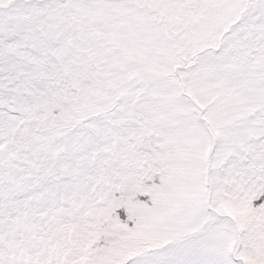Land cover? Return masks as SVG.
Masks as SVG:
<instances>
[{"label": "snow or ice", "instance_id": "snow-or-ice-1", "mask_svg": "<svg viewBox=\"0 0 264 264\" xmlns=\"http://www.w3.org/2000/svg\"><path fill=\"white\" fill-rule=\"evenodd\" d=\"M0 264H264V0H0Z\"/></svg>", "mask_w": 264, "mask_h": 264}]
</instances>
